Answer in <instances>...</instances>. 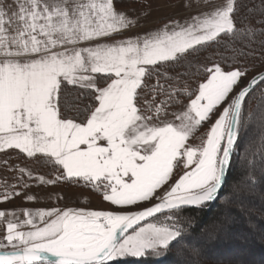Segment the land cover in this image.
<instances>
[{
  "label": "snow or ice",
  "instance_id": "snow-or-ice-1",
  "mask_svg": "<svg viewBox=\"0 0 264 264\" xmlns=\"http://www.w3.org/2000/svg\"><path fill=\"white\" fill-rule=\"evenodd\" d=\"M255 7L205 0L190 21L124 38L138 19L117 0H0V153L18 149L59 172L45 180L9 167L19 176L3 182L12 190L0 202H34L15 191L32 186L27 174L39 185L87 188L114 206L25 209L23 222L0 210V264H163L184 243L202 257L186 232L191 213L217 198L240 132L254 122L250 101L264 105V11L257 28L248 15ZM210 50L219 60L205 57L212 66L202 73L197 62ZM189 75L201 80L194 90L180 83Z\"/></svg>",
  "mask_w": 264,
  "mask_h": 264
},
{
  "label": "trees",
  "instance_id": "trees-1",
  "mask_svg": "<svg viewBox=\"0 0 264 264\" xmlns=\"http://www.w3.org/2000/svg\"><path fill=\"white\" fill-rule=\"evenodd\" d=\"M144 1L117 0V8L130 9ZM252 3L256 7L248 15L253 25L259 28L261 25L255 22L261 19L264 8L261 7V0H252ZM235 46L239 47V44ZM205 57L219 60L213 50L204 53L197 62L202 73L205 64L208 67L212 65ZM169 75L174 73L169 72ZM155 81L156 77H153L150 83L154 84ZM200 82V78L193 75L180 81L181 84L187 83L192 90ZM161 83L165 82L162 80ZM165 86L167 87L166 83ZM185 98L187 100V96L182 100ZM147 99H152L150 93ZM157 99L163 100L165 97L158 96ZM247 108L246 115L254 122L240 132L220 198L215 204L193 211L191 222L186 226L187 235L191 237V246L202 248V257L193 256L190 245L184 243L175 255H167L163 264H264V125L259 121V113L264 112V105L257 97L250 101ZM70 115L77 114L73 112ZM122 264L137 262L130 258L122 261Z\"/></svg>",
  "mask_w": 264,
  "mask_h": 264
},
{
  "label": "rangeland",
  "instance_id": "rangeland-1",
  "mask_svg": "<svg viewBox=\"0 0 264 264\" xmlns=\"http://www.w3.org/2000/svg\"><path fill=\"white\" fill-rule=\"evenodd\" d=\"M146 1V0H145ZM173 0H151L150 8L160 7L161 9H165L161 6L171 3ZM177 1V0H176ZM212 3H220L218 0H209ZM143 3V2H142ZM187 5V6H186ZM205 6V0H185L183 3L175 4L174 6H169L167 14H170L169 17H166L165 12L161 11L162 21L161 25L151 26L150 30H158L162 27L164 22H169L171 20L178 21L180 23H184L185 21H190L192 16L201 14V10ZM156 10V9H155ZM186 12L185 14H183ZM138 26H141L140 29L144 32L149 29V26H146V23L143 24L139 21ZM212 66V65H211ZM209 66V67H211ZM260 71L259 68L256 69V73ZM251 75L249 76V79ZM198 86V85H197ZM159 100V99H158ZM151 101V100H149ZM188 98L182 100V104L188 103ZM252 110L254 109L251 106ZM179 111L180 108L172 109ZM168 119L172 120L174 117L169 116ZM178 123V121H177ZM206 127V126H205ZM190 142L198 143V140L191 139ZM236 151V150H235ZM235 154V152H234ZM234 157V156H233ZM7 161V164L4 161ZM9 167L13 169H19L21 167L26 168L28 171H31L33 176H43L45 180H54L55 177L59 174V172L49 164L41 163L40 161L29 159L22 155H19L14 152H6L0 153V193L4 191H10L12 189H5L3 187V182L6 180L9 185L17 183L16 177L19 176L18 171H10ZM24 181L32 185L27 189H21L17 187L15 191H22L26 194H30L34 196V202H27L26 195L15 196L10 198L6 202H0V210L2 211H15L18 213L17 219L20 222L25 221L27 218L22 215L25 209L30 212L35 213L37 210H48L53 208L59 209H82L85 211H102V210H110L112 207L108 202L103 201L102 197L96 194H93L89 189L75 186L72 184H67L63 181H59L55 184H45L39 185L38 181L35 179H29L27 174L23 176ZM2 199V197H0ZM160 220L164 221V215L159 217ZM156 219L153 220L155 222ZM167 222V221H164ZM36 223L39 224V219L37 218ZM6 228V224L4 221H0V239L3 238L4 231ZM22 230H27L22 229ZM11 250V249H7Z\"/></svg>",
  "mask_w": 264,
  "mask_h": 264
},
{
  "label": "crops",
  "instance_id": "crops-1",
  "mask_svg": "<svg viewBox=\"0 0 264 264\" xmlns=\"http://www.w3.org/2000/svg\"><path fill=\"white\" fill-rule=\"evenodd\" d=\"M200 1H202V0H200ZM218 1H220V0H218ZM7 2L10 4V5H12V4H14L15 3V0H7ZM177 2L178 3H183V2H185V0H173V1H171V3L169 2V4H165V5H163V6H161V7H163V8H166V10L165 9H161L160 7H157V8H150V3H151V0H146V1H144L143 3H140V4H138V5H136V6H134V7H132V8H130V9H118V10H121V11H126L128 14H129V16H130V18H132V19H138V22L139 21H141L143 24H145L146 23V26L148 25L149 26V29H147V31L146 32H144V31H142L141 29H140V27L141 26H138V24L137 25H135L132 29H130V30H127L126 32H125V37L124 38H128V37H136V36H144V35H146L149 31H151L150 30V28H151V26L153 25V26H158V25H161L162 24V21H164L165 19H162L161 17H162V15H161V11H167V10H169V9H167L169 6H174L175 4H177ZM156 9V10H155ZM144 12H148L149 14L147 15V16H144L142 13H144ZM186 12H184L183 14H185ZM165 16L166 17H169V15L170 14H167L166 12H165ZM6 152H14V153H17V154H19V155H22V156H24V157H26V155L25 154H22V153H20L19 152V150L18 149H10V150H6L5 152H3V153H6Z\"/></svg>",
  "mask_w": 264,
  "mask_h": 264
},
{
  "label": "water",
  "instance_id": "water-1",
  "mask_svg": "<svg viewBox=\"0 0 264 264\" xmlns=\"http://www.w3.org/2000/svg\"><path fill=\"white\" fill-rule=\"evenodd\" d=\"M234 152H235V151H234ZM233 156H234V153H233ZM233 156H232V158H231L230 167H229L228 172L226 173V176H225L224 182H223V184H222V187H221L220 191H219L218 194H217V198H216L214 201L209 202L208 205L215 204V203L218 201V199L220 198V195H221V193L223 192V190H224V188H225V185H226V182H227V177H228V174H229V171H230V168H231V163H232ZM163 215H165V214H164V213L157 214L158 217L163 216ZM151 219L154 220V219H156V218H151Z\"/></svg>",
  "mask_w": 264,
  "mask_h": 264
}]
</instances>
